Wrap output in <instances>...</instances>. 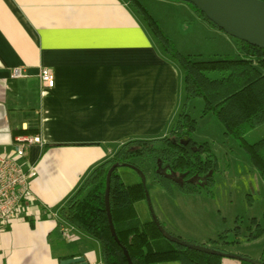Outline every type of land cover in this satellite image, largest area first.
<instances>
[{
    "label": "crops",
    "instance_id": "crops-1",
    "mask_svg": "<svg viewBox=\"0 0 264 264\" xmlns=\"http://www.w3.org/2000/svg\"><path fill=\"white\" fill-rule=\"evenodd\" d=\"M183 96L181 68L125 0H0V157L18 137L38 139L17 161L34 173V216L0 232V264H101L95 241L59 210L122 143L165 136Z\"/></svg>",
    "mask_w": 264,
    "mask_h": 264
},
{
    "label": "trees",
    "instance_id": "trees-1",
    "mask_svg": "<svg viewBox=\"0 0 264 264\" xmlns=\"http://www.w3.org/2000/svg\"><path fill=\"white\" fill-rule=\"evenodd\" d=\"M125 1L147 22L164 55L181 68L183 102L165 136L131 139L118 146L109 159L88 173L59 216L98 244L101 264H222L224 252L218 246L227 235L197 244L167 233L146 205L140 176L143 170L149 172L151 180L169 193L174 187L183 195L211 188L218 161L209 143L193 140L196 120L187 111L190 102L199 98L204 106L202 116L212 114L218 120L224 135L236 140L264 182V138L255 143L245 139L248 132L264 124V50L234 39V57L204 60L181 55L139 0ZM214 73L220 76L210 78ZM263 233L264 224L252 220L245 238L256 240ZM238 264H264V251L257 260L243 256Z\"/></svg>",
    "mask_w": 264,
    "mask_h": 264
},
{
    "label": "rangeland",
    "instance_id": "rangeland-1",
    "mask_svg": "<svg viewBox=\"0 0 264 264\" xmlns=\"http://www.w3.org/2000/svg\"><path fill=\"white\" fill-rule=\"evenodd\" d=\"M139 2L179 54L204 60L237 54L234 39L206 23L187 3L170 0ZM144 23L147 26V22ZM148 31L155 46L163 53L158 39L149 28ZM261 72L264 74V69ZM219 76L217 73L209 75L210 78ZM203 108V101L197 98L190 102L187 111L196 120L193 140L209 143L217 158L218 168L212 176L214 184L199 194L183 195L176 187L169 193L143 170L140 179L146 189V205L167 233L184 242L202 244L226 234L225 243L218 246L224 252L222 264H238L243 256L257 260L264 251V233L252 241L246 240L245 236L252 220L261 226L264 224L263 179L236 140L224 135L218 120L212 114L202 116ZM262 138L264 124L245 135L249 143ZM95 248L100 255L99 246Z\"/></svg>",
    "mask_w": 264,
    "mask_h": 264
},
{
    "label": "water",
    "instance_id": "water-1",
    "mask_svg": "<svg viewBox=\"0 0 264 264\" xmlns=\"http://www.w3.org/2000/svg\"><path fill=\"white\" fill-rule=\"evenodd\" d=\"M187 3L226 36L264 50V2L260 0H170ZM125 257L128 255L124 252ZM60 264H87L74 257Z\"/></svg>",
    "mask_w": 264,
    "mask_h": 264
},
{
    "label": "built area",
    "instance_id": "built-area-1",
    "mask_svg": "<svg viewBox=\"0 0 264 264\" xmlns=\"http://www.w3.org/2000/svg\"><path fill=\"white\" fill-rule=\"evenodd\" d=\"M11 76L14 79L24 77L20 68L13 69ZM38 77L43 89L54 87V77L50 69L41 68ZM35 143H38L36 138L18 137L15 139L13 154L0 157V232L5 231L14 221L34 216L25 205L29 182L34 173L31 170L25 171L17 161Z\"/></svg>",
    "mask_w": 264,
    "mask_h": 264
}]
</instances>
